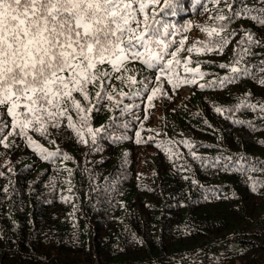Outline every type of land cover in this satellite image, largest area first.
<instances>
[{
	"label": "trees",
	"instance_id": "16d2710c",
	"mask_svg": "<svg viewBox=\"0 0 264 264\" xmlns=\"http://www.w3.org/2000/svg\"><path fill=\"white\" fill-rule=\"evenodd\" d=\"M181 3L164 20L180 29L172 39L187 37L185 48L209 39L201 27L216 23L218 10L232 15L225 0ZM227 3L249 15L264 10V0ZM223 23L221 35L236 34L222 51L179 53L205 75L175 89L162 79L167 95L152 107L142 84L130 89L113 80L117 92L140 95L123 99L131 107L123 115L107 107L92 114L93 128L112 117L116 125L95 145L67 128L47 139L32 134L70 159H42L24 139L0 147V264H264V185L252 189L253 180L264 181V112L248 107L264 104V25L247 17ZM246 32L261 43H240ZM236 61L238 78L230 70ZM128 67L155 86L153 69ZM225 77L234 79L221 85Z\"/></svg>",
	"mask_w": 264,
	"mask_h": 264
},
{
	"label": "snow or ice",
	"instance_id": "6c2138e0",
	"mask_svg": "<svg viewBox=\"0 0 264 264\" xmlns=\"http://www.w3.org/2000/svg\"><path fill=\"white\" fill-rule=\"evenodd\" d=\"M213 3L219 5L221 0H213ZM225 3L232 15L218 10L212 17L216 23L201 27L209 39L199 41V47L194 43L185 48L187 37L179 41L172 39L180 29L164 20V16L182 10L181 0H0V147L8 149L17 139H24L42 159L63 155L68 160L70 157L59 148L50 151L32 134L47 139L51 130L67 128L80 143L95 145L101 133H107L116 125L112 117V124L93 128L92 114L107 107L123 115L131 111L129 105L123 104V99L140 95L139 90L117 92L111 83L113 80L130 89L142 84L143 91L150 93L146 97L149 107L158 95H167L160 86L162 79L173 89L196 84L195 76L205 74L199 67H189L190 56L179 58L181 51L190 54L222 51L236 34L233 31L221 35L227 28L223 22L237 17H247L264 25V10L249 15L253 10L246 6L237 10L227 0ZM245 41L249 45L261 43L248 32L240 43ZM134 62L154 70L155 86H148L149 78L139 80L131 74L128 65ZM238 63L236 61L230 69L237 74L235 78L242 72L236 66ZM181 67L183 76L179 71ZM189 73L193 78H188ZM232 79L234 77H225L218 82L223 85ZM215 83L198 86L203 89ZM260 83L264 84V80ZM248 107L253 110L259 107L264 112V104ZM224 111L231 109L216 108L217 113ZM147 118L146 114L144 119ZM118 127L127 129L128 124ZM135 135L136 143H140L141 132ZM115 139L127 137L116 136ZM49 142L56 144L55 140ZM159 146L171 153L166 144ZM3 175L0 172V176ZM260 185H264V181L253 180V191Z\"/></svg>",
	"mask_w": 264,
	"mask_h": 264
}]
</instances>
